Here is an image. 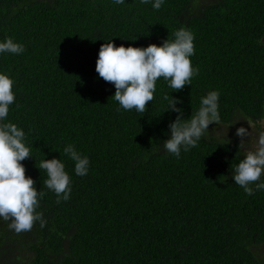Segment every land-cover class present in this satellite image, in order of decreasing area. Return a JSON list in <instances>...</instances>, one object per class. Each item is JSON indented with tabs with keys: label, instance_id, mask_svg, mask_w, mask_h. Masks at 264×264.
I'll return each mask as SVG.
<instances>
[{
	"label": "trees",
	"instance_id": "1",
	"mask_svg": "<svg viewBox=\"0 0 264 264\" xmlns=\"http://www.w3.org/2000/svg\"><path fill=\"white\" fill-rule=\"evenodd\" d=\"M153 3L0 0V43L25 48L0 53L15 95L0 124L25 133L31 157L21 163L44 193L36 212L46 221L16 233L0 217V264H264V175L253 195L234 183L240 143L209 129L179 158L163 146L178 115L165 94L181 101L185 120L211 91L219 124L264 117V0ZM181 28L194 36L198 74L180 91L159 78L145 113L121 108L95 71L101 44L160 46ZM69 144L89 159L87 175H76ZM52 158L71 181L60 204L39 169Z\"/></svg>",
	"mask_w": 264,
	"mask_h": 264
},
{
	"label": "clouds",
	"instance_id": "2",
	"mask_svg": "<svg viewBox=\"0 0 264 264\" xmlns=\"http://www.w3.org/2000/svg\"><path fill=\"white\" fill-rule=\"evenodd\" d=\"M124 2L115 0L116 4ZM163 2L154 0L152 7L159 10ZM141 3H149V0H141ZM174 37L173 41L166 39L160 46L150 44L144 48L116 46L111 41L101 44L95 71L104 81L114 85L112 97L121 108L145 113L154 99L159 78L163 77L173 91H180L198 74L199 70L192 67L190 60L194 54L193 34L181 28L174 33ZM24 51V46L13 42L11 38L0 43V53L21 54ZM12 86L13 81L7 75L0 74V121L7 117L9 105L15 100ZM219 96L218 91L209 92L201 98L198 111L185 120L183 110L176 107L181 101L168 94L164 95L163 99L168 102L166 111L178 114L168 126L170 136L163 144L167 152L179 158L181 147L184 151L197 147L198 141L209 132V125L220 123ZM235 135L241 138L239 148L245 149L244 137H249L250 131L241 126L236 129ZM24 137V131L15 124H0V217L5 221L10 220L8 227L16 233L30 231L36 221L40 222L41 228L46 224L42 214L36 212L38 195L42 197L44 193L36 190L35 182L26 176L25 167L21 163L31 157L30 149L23 142ZM63 151L75 162L76 175H87L89 159L82 157L71 144L65 146ZM39 169L46 170L44 187L55 193L56 203L68 201L71 181L61 160L44 159ZM262 175L264 132L258 136L255 151H247L235 166L232 179L247 195H253L254 190L249 185L259 181ZM256 190H264V182L256 184Z\"/></svg>",
	"mask_w": 264,
	"mask_h": 264
},
{
	"label": "rangeland",
	"instance_id": "3",
	"mask_svg": "<svg viewBox=\"0 0 264 264\" xmlns=\"http://www.w3.org/2000/svg\"><path fill=\"white\" fill-rule=\"evenodd\" d=\"M264 41V37L262 38ZM235 123L231 126H225L223 124H210V132H213L215 136H227L230 139L236 140L240 143V137L236 136V129L238 127H244L246 130L250 131L249 137H244L245 143V152L251 150L255 151L257 139L260 133L264 132V117L261 118L258 122L251 121L249 119L242 118L240 115H237L235 118ZM208 129V130H209ZM260 254L264 253V245H261L258 251Z\"/></svg>",
	"mask_w": 264,
	"mask_h": 264
}]
</instances>
